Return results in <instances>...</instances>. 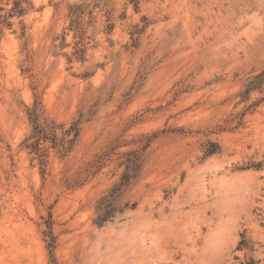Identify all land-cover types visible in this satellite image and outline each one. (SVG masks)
Returning <instances> with one entry per match:
<instances>
[{"label":"rangeland","instance_id":"374dc122","mask_svg":"<svg viewBox=\"0 0 264 264\" xmlns=\"http://www.w3.org/2000/svg\"><path fill=\"white\" fill-rule=\"evenodd\" d=\"M20 5L0 264H264V0Z\"/></svg>","mask_w":264,"mask_h":264},{"label":"trees","instance_id":"16d2710c","mask_svg":"<svg viewBox=\"0 0 264 264\" xmlns=\"http://www.w3.org/2000/svg\"><path fill=\"white\" fill-rule=\"evenodd\" d=\"M21 2H22V0H14V4H13V7L11 8V10L9 12V15L8 16H1L0 15V25L1 26L6 25L7 17L13 16V15L20 16L24 13L25 10L21 8V5H20ZM0 31H1V29H0ZM263 84H264V70L260 74L255 76L253 78V80L247 85L246 93H249L252 90L259 89ZM108 216H109V214L104 216L103 219H100L98 221V224L103 223L105 218H108Z\"/></svg>","mask_w":264,"mask_h":264},{"label":"bare ground","instance_id":"6f19581e","mask_svg":"<svg viewBox=\"0 0 264 264\" xmlns=\"http://www.w3.org/2000/svg\"><path fill=\"white\" fill-rule=\"evenodd\" d=\"M161 240V239H160ZM165 241V240H164Z\"/></svg>","mask_w":264,"mask_h":264}]
</instances>
